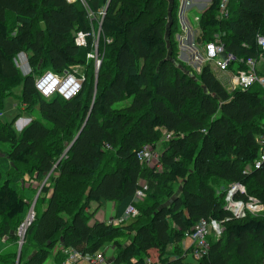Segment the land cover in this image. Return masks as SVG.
<instances>
[{
    "label": "trees",
    "instance_id": "obj_1",
    "mask_svg": "<svg viewBox=\"0 0 264 264\" xmlns=\"http://www.w3.org/2000/svg\"><path fill=\"white\" fill-rule=\"evenodd\" d=\"M107 3L0 0V143L10 145L0 158V238L20 239L16 230L40 189L43 210L34 206L19 264H44L51 254L63 264L65 251L94 255L109 244L111 258L102 253L107 264H151L148 257L159 264H264V163L253 167L264 136V90L231 89L210 63L197 75L178 59L177 0H111L105 11ZM219 3L210 0L200 14L198 39L203 49L218 39L233 58L227 71L237 75L248 59H264L257 44L264 37V0H231L226 19L218 17ZM19 54L27 58L26 76L16 66ZM75 66L84 81L72 100L44 99L36 91V75H62ZM19 84L16 108L38 107V117L16 134L20 114L11 123L1 115ZM127 99L128 107L113 108ZM145 146L158 154L152 167L137 160ZM24 177L34 183L21 188ZM143 183L147 190L137 203ZM232 185L245 191L234 201L256 199L263 215L236 218L225 210ZM106 204L114 206L112 222L121 223L95 219ZM129 205L137 215L125 219ZM201 220L216 223L221 235L211 231L207 254L187 261V234ZM9 257L16 264L15 253Z\"/></svg>",
    "mask_w": 264,
    "mask_h": 264
},
{
    "label": "built area",
    "instance_id": "obj_2",
    "mask_svg": "<svg viewBox=\"0 0 264 264\" xmlns=\"http://www.w3.org/2000/svg\"><path fill=\"white\" fill-rule=\"evenodd\" d=\"M69 1V0H68ZM75 1V0H73ZM231 0H220L218 7V17L220 19L228 18L227 5ZM104 15V12H100ZM76 43L79 46L85 44L84 36L78 34ZM257 44L261 51L264 52V37H257ZM204 59L210 63L215 70L219 71L221 75L227 72V68L233 58L225 55L222 45L216 39L215 42H210L204 46ZM262 60V59H261ZM95 62L98 63L97 57ZM96 65V64H95ZM246 71L239 72L234 75L229 84L231 89L239 88L241 90H247L253 85L259 86L264 90V75H260L257 72V64L254 60L248 59L245 63ZM16 66L20 69L23 76L30 73V69L27 64V58L24 54H19L16 60ZM84 78L82 75H75L72 72H66L62 75H57L51 71H45L35 79V89L44 98L50 99L53 96H59L64 101H70L75 98L81 91ZM165 138L169 139L170 134H165ZM258 156L253 164L254 169H259L264 163V136H260L257 140ZM137 160L146 166L152 167L158 162V154L151 147L145 146L136 154ZM147 190L146 184H141V188L136 191L134 201H139L143 198L145 191ZM233 191V195L230 192ZM244 188L240 185H232L228 190L226 196L225 210L232 212L236 218H244L248 212L253 213L254 210L262 211V207L258 201L253 198H249L246 204L240 201H234L233 196L236 193L244 194ZM247 210H249L247 212ZM255 212V211H254ZM249 214V213H248ZM137 215V210L133 205H129L125 209V218H133ZM123 219L115 221L113 224L117 225L121 223ZM216 223L210 224L204 220L199 221L193 228L190 234H187L188 241L190 242V255L194 260H198L207 254L209 249L208 237L211 235V231L216 237L221 235V229L216 227ZM189 248V247H188ZM67 256L66 261L63 264H105L106 260L102 253L97 252L94 255H82L74 251H65Z\"/></svg>",
    "mask_w": 264,
    "mask_h": 264
},
{
    "label": "rangeland",
    "instance_id": "obj_3",
    "mask_svg": "<svg viewBox=\"0 0 264 264\" xmlns=\"http://www.w3.org/2000/svg\"><path fill=\"white\" fill-rule=\"evenodd\" d=\"M69 1L71 2L73 0H69ZM208 1L209 0H195V1L190 2L191 6L187 7L189 5L188 0H177L178 6H179L177 17H178V23H179L180 29H179V34H177L175 37V41L178 43V49H179L178 50L179 51L178 59L180 61L184 62V59L187 60V58H189L193 62L198 63L197 64L198 68H201L203 66V64L207 63L204 59V55H203V51H202L203 50V42H201V41L199 42V39H198V37L200 36L201 33L197 27H198V20H199L200 14L205 10V5ZM184 5H187V6L185 7ZM187 14H190V22L188 24L185 22V19H187V17H186ZM181 22L184 23L185 27L181 25ZM166 29H168V26H166ZM192 30H194V32L191 33ZM99 34L100 33L96 34V39H97L96 41H98ZM96 46H97V44H96ZM96 53H97V50H95V53L91 54L90 56L95 59L96 55H97ZM99 63H100V61L98 63L95 62V64H96L95 65V71H96V67L98 66ZM185 64H188L187 66L188 67L190 66L195 71L194 73L198 75L199 71L195 70L194 67H192L193 65H191L190 61L185 62ZM262 64L264 65L263 59L260 60L259 63H257V69H259L262 73H264V67H262L263 66ZM71 72L74 73L75 75H83V69L81 67H78V66L71 67ZM189 73H190V75H192L191 73H193V72H189ZM194 76H196V75H194ZM36 77H37V75L34 77V80L36 79ZM21 91H22V84H19L13 89V95L5 98L3 110H2V115H1V122L11 123L13 121V119L17 115L20 114L21 118L18 119L13 126L16 134H20L21 130L25 127L24 122L29 123V121L38 117V107H34V110L32 112L20 111L18 108H16V106L19 105V100L17 97L20 96ZM130 103H131V100L127 99L123 102L115 104L113 106V108L114 109H124V108L128 107L130 105ZM9 150H10V145L0 143V158L1 157L5 158L7 156V153L9 152ZM4 171H6V170H4ZM32 183H34V181L31 180V182H30V180L27 177H24L23 181L20 182L19 185L21 186V188H26V186L28 184L31 185ZM42 186L43 185H41V187ZM34 187H35V184H34ZM39 193H40V189L37 190L35 196L32 199V202H31V205L33 204V202L35 205H37L36 211L43 210V207H42L43 205L42 206L40 205ZM135 202H137V201H135ZM30 208H31V206H30ZM30 208L27 211V215H26L25 219L23 220V223L16 230L17 237L20 239L23 236V235L21 236V234L19 235V231L21 229V226H23V229H27V225H26L27 223L25 222L26 218L29 215L28 221H30L32 218V215L34 214V207L32 209V212L29 213ZM93 210H94V205L91 206L89 211L92 212ZM248 211L249 210H247V212ZM254 211H252L253 213H250V212H248V213L254 217H258V216L263 215V212L259 211L258 209L254 210ZM113 217H114V211H113V209H111V205H108L107 208L103 211V213L100 214L95 219L109 223V222H112ZM129 221H131V220H129ZM113 223H114V221L112 222V224ZM23 229H21V231ZM20 239L16 242H11V241H8L6 238H0V264H11L9 255H11L12 253H15V255L17 257L18 252H16V246L20 242ZM22 246H23V244H22ZM25 246L27 249L33 250V246L29 242H27L25 244ZM55 249H58V247ZM102 251H103L102 253L107 258L110 259L111 258L110 256L113 254L114 248L111 244H109V245H106ZM5 260H6V262H5ZM147 260L149 261V262L147 261L148 263L151 262V264H159L158 261H156L155 259H153L154 262L149 257ZM186 260L192 261V260H194V258L191 255H188ZM15 263H16V259H15ZM44 264H55V262L53 260V254H51L49 256V258L47 259V261ZM105 264H107V261L105 262Z\"/></svg>",
    "mask_w": 264,
    "mask_h": 264
},
{
    "label": "crops",
    "instance_id": "obj_4",
    "mask_svg": "<svg viewBox=\"0 0 264 264\" xmlns=\"http://www.w3.org/2000/svg\"><path fill=\"white\" fill-rule=\"evenodd\" d=\"M192 1H195V0H191V1L188 0L189 5H188V6H187V5H184V6H185V7H186V6H187V7L191 6L190 2H192ZM209 2H210V0L206 3V5H205V9L207 8ZM186 17H187V19H185V22L188 24V23L190 22V14H187ZM181 25L185 27V25H184L183 22H181ZM192 32H194V30H192L191 33H192ZM187 48H188V47H187ZM187 48H186V49H187ZM202 51H203V54H204V49H203ZM263 60H264V59H263ZM187 61H190L191 65H193L192 67H194L195 70L200 71V68L197 67V64H198L197 62H193V61H192L191 59H189V58H187V60L184 59V62H187ZM191 61H192V62H191ZM233 76H234V72H232V71H227L225 74L222 75L221 79H222V81L224 82V84L227 85V84H229V81H230V79H231ZM24 123H25V126L28 124L27 122H24ZM108 205H111V209L114 210V206H113V204H106L104 207H102V208L96 213L95 218H97L100 214H102L103 211L107 208ZM94 209H95V206H94ZM96 220H98V219H96ZM98 221H100V220H98ZM100 222H101V221H100ZM186 245H187V247H190V242L187 241Z\"/></svg>",
    "mask_w": 264,
    "mask_h": 264
},
{
    "label": "water",
    "instance_id": "obj_5",
    "mask_svg": "<svg viewBox=\"0 0 264 264\" xmlns=\"http://www.w3.org/2000/svg\"><path fill=\"white\" fill-rule=\"evenodd\" d=\"M110 1H111V0H108L107 6L105 7V11L107 10V7H108ZM100 31H101V28L99 27L98 33H100ZM99 66H100V63H99L98 66L96 67V71H95V74H96V75H95V89H96V85H97V73H98ZM80 133H81V131L76 135V137L74 138L73 142L70 144L69 148L66 150L65 153H67V152L69 151L70 147H71L72 144L76 141V139L78 138V136L80 135ZM230 195H233V191L230 192ZM33 205H34V202H33L32 206H33ZM27 217H28V216H27ZM33 218H34V215H32V219H31V221H29L28 226L32 223ZM26 221H27V218H26ZM26 221H25V222H26ZM21 227H22V226H21ZM216 227L218 228V226H216ZM25 232H26V230H25ZM24 235H25V233H24ZM23 242H24V236L21 238V240H20V242H19V248H18V253H17L16 264H19V261H20V252H21V246H22Z\"/></svg>",
    "mask_w": 264,
    "mask_h": 264
},
{
    "label": "bare ground",
    "instance_id": "obj_6",
    "mask_svg": "<svg viewBox=\"0 0 264 264\" xmlns=\"http://www.w3.org/2000/svg\"><path fill=\"white\" fill-rule=\"evenodd\" d=\"M196 6H197V5H196ZM34 206H35V204H34L33 206H31L29 213L32 212V209H33ZM33 215H34V214H33ZM28 216H29V215H28ZM31 219H32V218H31ZM30 221H31V220H30ZM26 223H27L26 225H27V227H28V223H29V221H28V217H27V221H26ZM21 229H23V226L21 227ZM21 229H20V231H19V235L21 234V236H22V235L24 236V233H25V230H26V229H23L22 231H21ZM23 236H22V237H23Z\"/></svg>",
    "mask_w": 264,
    "mask_h": 264
}]
</instances>
